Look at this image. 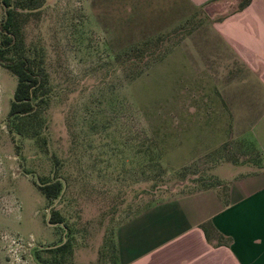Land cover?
I'll use <instances>...</instances> for the list:
<instances>
[{
  "label": "rangeland",
  "instance_id": "obj_1",
  "mask_svg": "<svg viewBox=\"0 0 264 264\" xmlns=\"http://www.w3.org/2000/svg\"><path fill=\"white\" fill-rule=\"evenodd\" d=\"M12 1L45 85L38 115L10 120L17 79L0 65V264H113L128 218L224 193L226 162L262 167L264 62L216 27L250 0ZM55 179L49 202L37 184Z\"/></svg>",
  "mask_w": 264,
  "mask_h": 264
},
{
  "label": "crops",
  "instance_id": "obj_2",
  "mask_svg": "<svg viewBox=\"0 0 264 264\" xmlns=\"http://www.w3.org/2000/svg\"><path fill=\"white\" fill-rule=\"evenodd\" d=\"M189 1L202 6L212 0ZM216 27L230 44L264 62V0H250ZM258 145L264 158V143ZM262 163L251 172L226 162L222 174L216 171L224 193L210 186L178 194L122 222L116 228L118 264H264ZM205 222L222 238H206L200 227Z\"/></svg>",
  "mask_w": 264,
  "mask_h": 264
},
{
  "label": "trees",
  "instance_id": "obj_3",
  "mask_svg": "<svg viewBox=\"0 0 264 264\" xmlns=\"http://www.w3.org/2000/svg\"><path fill=\"white\" fill-rule=\"evenodd\" d=\"M5 8V19L0 25V65L6 68L9 72L16 76L17 82L13 92L12 100L10 102V108L8 112V118L12 119H24L33 120L38 115V109L40 101L37 103L39 92L44 94V80L40 79L38 70H35V63L28 58L22 50V39L19 34L20 25L18 23L19 9L25 8L26 5L13 6L12 0H1ZM25 6V7H24ZM24 126L18 127L21 133V129ZM159 169L161 165L158 162ZM37 188L45 196V198L52 202L56 199L62 190V182L59 179L46 181L44 183H38ZM50 222L53 224H63V216L57 209L50 210ZM204 231L206 238L210 239L211 234H218L210 222L202 223L201 226ZM63 228V227H62ZM219 239L222 238L220 234L217 236ZM228 240V239H226ZM56 251H64L69 249V243H62L55 248ZM115 250L116 259L113 264L117 262V246L113 244ZM51 264H57L53 261Z\"/></svg>",
  "mask_w": 264,
  "mask_h": 264
},
{
  "label": "water",
  "instance_id": "obj_4",
  "mask_svg": "<svg viewBox=\"0 0 264 264\" xmlns=\"http://www.w3.org/2000/svg\"><path fill=\"white\" fill-rule=\"evenodd\" d=\"M48 223L49 224H51L50 222H49V219H48ZM51 225H54V224H51ZM61 227H63V229H64V231H66V227L63 225V224H59ZM65 241V238L63 239V241L62 242H64Z\"/></svg>",
  "mask_w": 264,
  "mask_h": 264
}]
</instances>
